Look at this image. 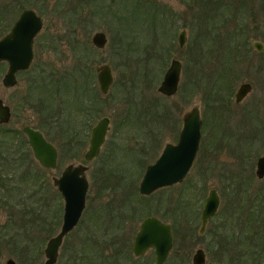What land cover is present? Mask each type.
Returning a JSON list of instances; mask_svg holds the SVG:
<instances>
[{
    "label": "rangeland",
    "instance_id": "374dc122",
    "mask_svg": "<svg viewBox=\"0 0 264 264\" xmlns=\"http://www.w3.org/2000/svg\"><path fill=\"white\" fill-rule=\"evenodd\" d=\"M222 1L229 6L217 12L213 17L215 20L206 21L205 26L196 21L200 8L195 6L194 0H32L31 6L25 7L36 11L42 18L43 27L34 39L32 65L28 71L16 75L18 84L15 88H3L1 79L7 65L2 63L0 70V99L12 112L10 123L3 128L15 132L13 135L0 132L3 147L0 152L8 154L6 157L10 159L13 156L11 149L19 147L25 159L24 165L14 173L12 168L3 172L5 176L8 174L5 178L8 180L4 182L5 189L1 190L3 195H0V264H5L8 259L14 260L15 264H45V246L59 232L63 215V199L52 179L59 177L70 163L88 167L89 188L80 221L62 242L55 264H155L153 249L137 259L128 250L141 221L150 216L171 226L177 224L176 231L184 232L183 237L187 238L183 240L180 236L178 243L173 240L164 264H192L197 249L206 253V264H223L219 259L225 254L222 255L219 247L225 239L219 242L216 238L224 232L223 227L234 233L241 229L243 239L251 233L264 239V223L263 227L262 224L261 227L255 225L252 231L246 228L251 199L254 203L251 209L255 212L251 214L258 218L257 213H261L258 220H264V179L257 180L254 174L256 159L264 154V138L252 144L247 141L251 136L249 131L254 129L255 113L264 119V49L257 52L251 46L252 41L264 46V0ZM1 2L4 1L0 0L3 15L6 3ZM240 3L254 9L252 21L245 16L247 11L245 14L227 11ZM9 8L14 9L7 14L10 28L22 10L17 11L13 5ZM3 28L0 26V37L6 33ZM204 29L210 38H207L205 48L197 51L198 31L202 33ZM182 30L186 31V45L180 48L177 36ZM96 32L106 35L107 43L102 49L90 43ZM221 36H230L231 46L238 44V56L245 52L242 63L238 65V59L237 63L228 62L217 55L223 44L220 46L214 41ZM211 49L216 55L210 56ZM81 50L87 52L89 85L100 111L91 108L87 115L79 117L72 129L74 132L64 131L65 135H75L80 140L70 147L62 145L57 136L63 134L58 133L54 125L46 124L54 141L37 129L58 152L57 167L45 170L33 158L25 136L19 135L23 125L35 128L38 124L48 123L29 107L26 97L43 65L71 69L76 53ZM195 53V56H203L197 64L193 62ZM173 58L179 60L183 68L179 92L173 97H164L157 88ZM101 64H108L113 75V83L105 96L99 93L96 81L95 70ZM219 68L241 69L235 73L237 78L232 81L226 111L221 114L208 107L204 95L193 84L195 73L205 74ZM242 82L250 83L252 92L241 104H235L233 95ZM194 107L198 108L202 122L201 137L184 180L148 197L140 195L139 183L146 164L155 160L166 143H176L182 118ZM67 108L72 113L76 111L75 104L71 103ZM157 111L159 114L164 111L165 117L160 115L158 118ZM244 114L250 119L244 120ZM102 117H108L110 123L100 155L91 163H85L83 155L91 129ZM246 145L253 149L246 150ZM143 148L148 150V156L141 155V160L138 157L136 161L135 157ZM240 156L244 159L239 160ZM26 172L30 174L25 175ZM104 175L106 177L102 179ZM211 189L217 191L220 205L215 217L208 221L203 237L199 233L200 214ZM127 194L130 204L127 221L121 223L106 215L107 205L111 207L120 203L119 199L126 200ZM95 212L103 214L96 216ZM254 254L249 253L239 264H264V259ZM224 263L231 264L230 261Z\"/></svg>",
    "mask_w": 264,
    "mask_h": 264
},
{
    "label": "water",
    "instance_id": "95a60500",
    "mask_svg": "<svg viewBox=\"0 0 264 264\" xmlns=\"http://www.w3.org/2000/svg\"><path fill=\"white\" fill-rule=\"evenodd\" d=\"M43 21L32 9H24L13 23L10 31L0 38V62H7L8 68L2 78V85L6 89L17 86L16 74L27 71L33 60V41L40 33ZM186 32L178 35V44L183 47L186 43ZM90 43L97 49H102L107 43L103 32H96L91 36ZM255 50H262L260 42L252 43ZM97 83L100 93L105 96L113 83L111 68L108 64H101L96 68ZM181 77V63L173 59L167 68L157 91L161 95L170 97L177 93ZM251 91L248 83L239 84L234 99L239 103ZM11 110L0 99V125L9 123ZM109 118L103 117L91 132L89 146L84 154V161L95 159L105 141L109 129ZM201 120L198 108H191L182 118V128L175 145L167 144L154 164L148 166L139 183V194L149 196L158 189L181 183L190 170L195 159L200 141ZM27 137L28 145L34 159L44 169L54 170L57 167L58 153L56 148L48 142L44 135L28 125L22 127ZM88 167L82 164H69L59 177L52 179L53 186L63 199L62 225L59 232L50 238L45 246V264H55L59 249L66 235L76 227L83 210L88 191L86 172ZM256 176L264 177V156L258 159ZM219 196L215 189L208 192L201 212V228L203 234L206 223L213 217L219 207ZM173 246L171 226L154 216L145 218L139 225L132 243L134 257L143 256L148 250L155 252V264H164ZM5 264H15L8 259ZM192 264H206V254L197 249L192 256Z\"/></svg>",
    "mask_w": 264,
    "mask_h": 264
},
{
    "label": "trees",
    "instance_id": "16d2710c",
    "mask_svg": "<svg viewBox=\"0 0 264 264\" xmlns=\"http://www.w3.org/2000/svg\"><path fill=\"white\" fill-rule=\"evenodd\" d=\"M6 3V6L3 7V15L2 12H0V26H4L2 31H7L9 28L8 24V12L14 11L13 8H9L11 5L13 7L17 8V11H21L25 9L26 6H31L32 0H2ZM195 6H199L200 10L198 12V15L196 16V21L202 22V25L205 26L206 21L208 20H215L213 17L219 12L221 9H226L225 6H229L228 4L224 3L221 0H194ZM9 4V7H8ZM2 9V8H1ZM193 9V7H192ZM234 10L237 12L240 11V6L234 7V8H227V11ZM13 13V12H12ZM235 13V14H236ZM209 15V16H208ZM235 21L237 19H234ZM237 22V21H236ZM232 24L235 22H231ZM230 37V36H229ZM229 37H218L214 43L217 45L219 44L221 47V53H217L219 57L224 59H228L232 61V63L236 62L238 59V44L235 43L233 46H231V42L228 40ZM207 38H210L208 36V31L204 29L202 33H199L198 31V40L196 49L197 51H201L205 48V43H207ZM75 49H78L77 45H74ZM213 49V48H212ZM209 50L210 56L213 54L216 55L215 50ZM76 53V52H75ZM213 53V54H212ZM76 60L74 61V64L71 69L65 68L61 66L60 68H56L55 65L48 64L43 65L41 69L39 70V73L36 75L34 81H32V84L30 85L29 93L26 97V102L29 105L30 108H32L35 113L41 114L44 117L43 122H48L44 124H38L35 129H40L45 136L49 139L54 141L55 138H53L50 135V132L48 129H46V124L48 125H54L56 131L62 132V137L57 136L60 141L63 142L64 147H70L73 143H80V140L76 139L75 135H65L64 131L70 130L74 132V129L77 121L79 120V117L82 118L83 116L87 115L88 112L91 110V108L97 109V103L94 98V94H92L90 85H89V69L87 68L88 65V56L87 52L80 51L76 53ZM194 54V61L195 64H197L198 60L203 56H195ZM209 58V57H208ZM237 63V62H236ZM1 70V65H0ZM238 71L236 68L231 69H225V68H219L214 69L213 72H207L205 74H194V80L193 84L196 87V89H200L202 94L204 95V100L208 107H212L216 110H213L214 112L221 114L226 109V102L228 101L229 97L231 96V89H232V81H234L237 78ZM184 72L187 73V69H184ZM183 89V88H182ZM179 92V91H178ZM72 104H75L76 111L74 113L70 112L68 110V106ZM100 111V110H98ZM162 115L165 117L164 111H162L161 114L157 111V116ZM162 116L160 118H162ZM2 130V131H1ZM0 131L3 133H9L8 130H4L3 127L0 128ZM55 131V132H56ZM59 133V132H58ZM65 141V143H64ZM64 150V149H63ZM142 150V151H141ZM148 150L140 149L137 156L141 157L143 156ZM132 156H136L135 154H131ZM134 163H137L133 161ZM106 175L103 176L102 179H104ZM109 181V180H108ZM107 183V180H103V183ZM130 183V182H129ZM132 187V186H131ZM133 195V194H132ZM130 197H133V196ZM127 196L126 200L119 199L120 203H117L116 205H112L110 207V204L107 205V208L105 211L106 215L110 216L111 219H117V221L123 223L127 221V215H129L128 206L130 205L127 203ZM139 199H144V197H140L136 195ZM125 198V197H123ZM261 201H263L261 199ZM119 207V208H116ZM238 207V206H237ZM249 207L248 215H247V221H246V228L253 230V227L255 225H261L264 223L263 221H259V217L261 213L258 214V218L253 217L251 213H255L254 209H251V207H254L253 200H249ZM240 208V207H239ZM243 208V207H242ZM238 211V209H237ZM256 212H258L256 210ZM103 214L102 212H95V215ZM95 216V217H96ZM238 219V218H236ZM177 224H172V234H173V240L174 243H178L180 241V236L183 237L184 232L176 231L178 228L176 226ZM261 227V226H260ZM263 227V224H262ZM43 231L45 229H42ZM224 232L221 236H217L216 238L219 239V242L221 240H224L223 246L219 247V251L222 252V255H224L223 258H220L219 260H223L224 262H229L231 264H239L243 263L242 259H245L247 255L254 254L253 252H256L255 254H259L261 258L264 259V243L262 241L264 240L263 237H259L254 235L253 233L250 234V236H247L249 234L245 235V238H241L240 234L242 233L239 229L238 232L234 233L231 230H228L223 227ZM227 231H231L230 234L226 233ZM257 233H260L257 231ZM188 236H192L188 234ZM232 236V237H231ZM204 237V236H203ZM187 240V238L183 237V240ZM215 239V238H214ZM227 239H231L229 242ZM218 241L216 242V244ZM247 243V244H246ZM246 244L244 247L243 245ZM243 246V247H242ZM129 250V248H128ZM212 250V249H211ZM130 252V250H129ZM208 252H210V248H208ZM22 251L19 252L21 254ZM211 253V252H210ZM254 254V255H255Z\"/></svg>",
    "mask_w": 264,
    "mask_h": 264
},
{
    "label": "flooded vegetation",
    "instance_id": "af4514ba",
    "mask_svg": "<svg viewBox=\"0 0 264 264\" xmlns=\"http://www.w3.org/2000/svg\"><path fill=\"white\" fill-rule=\"evenodd\" d=\"M240 12H242V13H246L245 11H247L248 13H246V15L245 16H248L249 18H250V21H252L253 20V18H252V16L254 15L253 14V11H254V9L252 8V7H250V6H248L246 3H240ZM11 27H12V25H11ZM11 27L9 28V30L8 31H6V33L4 34V35H6L9 31H10V29H11ZM185 31V30H184ZM181 32V31H180ZM179 32V33H180ZM186 32V31H185ZM3 35V36H4ZM179 35V34H178ZM2 36V37H3ZM2 37H0V38H2ZM186 38V37H185ZM254 41H252L251 42V46L253 47V45H252V43H253ZM256 42H258V41H256ZM177 43H178V36H177ZM262 44V43H261ZM186 45V44H185ZM184 45V46H185ZM178 46H179V44H178ZM183 46V47H184ZM262 46H263V44H262ZM33 47H34V41H33ZM180 47V46H179ZM180 48H182V47H180ZM253 49H254V47H253ZM263 49H264V46H263V48H262V50H260V51H258V50H255V51H257V52H262L263 51ZM244 54H245V52H240V56H238V65L240 64V63H242L243 61H244V58H245V56H244ZM33 58H34V49H33ZM174 59V58H173ZM173 59H171L170 60V62L173 60ZM175 60H177V59H175ZM179 61V60H178ZM32 62H33V60H32ZM180 62V61H179ZM2 63H5L6 65H7V68H8V63L7 62H0V65H1V68H2ZM169 65H170V63H169ZM31 67V66H30ZM30 69V68H29ZM181 69H183L182 67H181ZM243 69H245V68H243ZM249 69V68H248ZM7 70V69H6ZM238 70H241L240 68H238ZM28 71V70H27ZM6 72V71H5ZM22 72H26V71H22ZM95 72H96V70H95ZM1 73V72H0ZM18 73H21V72H18ZM17 73V74H18ZM5 74V73H4ZM4 74H3V76H4ZM16 74V75H17ZM3 76H2V78H3ZM164 76V75H163ZM16 79H17V76H16ZM1 81H2V79H1ZM96 81H97V76H96ZM18 82V81H17ZM242 83H248V82H242ZM18 84V83H17ZM250 86H251V91L243 98V100L241 101V102H239V103H236L235 102V99H234V103L235 104H241L243 101H244V99L252 92V85L250 84V83H248ZM1 85H2V83H1ZM3 86V85H2ZM97 86H98V83H97ZM4 88V87H3ZM15 88V87H14ZM5 89V88H4ZM11 89H13V88H11ZM98 90H99V88H98ZM99 93H100V91H99ZM101 94V93H100ZM160 94V93H159ZM235 94V93H234ZM102 95V94H101ZM176 95V94H175ZM162 96H164V95H162ZM174 96V95H173ZM173 96H170V97H173ZM234 96V95H233ZM164 97H167V96H164ZM234 98V97H233ZM3 101V100H2ZM4 103V102H3ZM6 105V104H5ZM8 106V105H7ZM10 108V107H9ZM11 110V109H10ZM98 111L99 110V107H97V109H94V111ZM225 111H226V109H225ZM249 113V112H248ZM255 113V112H254ZM245 115L246 114H244L243 115V119L244 120H247V119H250V117H245ZM254 115V114H253ZM103 118V117H102ZM11 119H12V112H11V118H10V121H11ZM100 120V119H99ZM98 120V121H99ZM10 121H9V123H10ZM110 121V120H109ZM242 122H246V121H243L242 120ZM9 123H7V125L9 124ZM98 123V122H97ZM96 123V124H97ZM6 124H4V125H0V128L1 127H4ZM23 126H25V125H23ZM22 126V127H23ZM29 126V125H28ZM22 127H21V132H19V135H21V133H22V135L23 136H25L24 134H23V132H22ZM32 128V127H31ZM94 128V127H93ZM92 128V129H93ZM92 129H91V132H92ZM2 131V130H1ZM0 131V132H1ZM243 132L245 133V132H247L248 133V131H244L243 130ZM250 132V137H248V139H247V141H249L251 144L253 143V142H255L256 140H258V139H263L264 138V119H260V117H259V115H257V113H255V116H254V129H253V131H249ZM12 133V135L15 133L13 130L12 131H10L7 135H10ZM179 134H180V132H179ZM179 134H178V136H177V140H176V143H177V141H178V138H179ZM90 136H91V133H90ZM242 136H244L243 134H242ZM201 137V136H200ZM247 137V136H246ZM25 138H26V140H27V137L25 136ZM90 140V139H89ZM176 143H174V144H171V143H166L164 146H163V149L161 150V153L158 155V156H156L155 157V160L152 162V163H150V164H146V167H145V170H144V173H145V171H146V168L148 167V166H150V165H152V164H154L155 163V161L160 157V155L162 154V152H163V150H164V148H165V146L167 145V144H171V145H175ZM199 143H200V141H199ZM27 145H28V140H27ZM88 146H89V141H88ZM28 147H29V145H28ZM199 148V147H198ZM247 148V145H246V147H245V149ZM249 148L250 147H248L246 150H249ZM2 149H3V147L0 145V151H2ZM29 149H30V147H29ZM87 149H88V147H87ZM251 149H253V148H250V150ZM12 150V158H10L12 161H10V159H8L6 156H8V154L6 155L5 153H2V152H0V169H2V171H0V195L2 194L1 193V190L3 191L4 189H5V186H4V182H6L7 180H5V178H7V176H8V174L5 176L4 175V173L3 172H6V171H10L11 170V168H12V170H13V173H14V170L15 169H18V168H20V167H22L23 165H24V163H25V159H23L22 158V155H21V153H20V148L19 147H14L13 149H11ZM31 150V149H30ZM241 150H243V149H241ZM87 151V150H86ZM85 151V152H86ZM142 151V150H141ZM85 152H84V154H85ZM31 153H32V151H31ZM99 155H100V153H99ZM98 155V156H99ZM145 155H147L148 156V152L147 153H145L143 156L145 157ZM240 155H241V153H240ZM33 156V155H32ZM97 156V157H98ZM146 156V157H147ZM262 156H264V154H262L261 156H259L257 159H256V162H255V170H254V174H255V177L257 178V180H263L264 179V177L263 178H258L257 176H256V165H257V161H258V159L259 158H261ZM3 157V158H2ZM96 157V158H97ZM138 157L139 156H136L135 158H136V161L138 160ZM34 158V157H33ZM95 158V159H96ZM244 158L242 157L241 158V156H240V158H239V160H243ZM140 160H141V157H140ZM83 161H84V155H83ZM92 161H94V159L92 160ZM92 161H89V162H85V163H91ZM142 161L144 162V158L142 157ZM23 163V164H22ZM70 164H74V163H70ZM79 164H82V163H79ZM69 165V164H68ZM82 165H84V164H82ZM86 166V165H85ZM66 167V166H65ZM4 169V170H3ZM44 169V168H43ZM45 170H48V169H45ZM29 172H30V170H29ZM29 172H26L25 173V175H27ZM87 173V172H86ZM30 174V173H29ZM4 175V176H3ZM143 176H144V174H143ZM143 176H142V178H143ZM142 178H141V180H142ZM170 187V186H169ZM89 188V187H88ZM167 188V187H166ZM161 189H164V188H161ZM161 189H158V190H161ZM158 190H156V191H158ZM155 191V192H156ZM155 192H153L152 194H154ZM217 192V191H216ZM152 194H150V195H152ZM218 194V193H217ZM3 195V194H2ZM149 195V196H150ZM1 197V196H0ZM148 197V196H147ZM219 200H220V198H219ZM0 202H1V198H0ZM86 202V201H85ZM0 205H1V203H0ZM219 205H220V202H219ZM219 208V207H218ZM203 209V208H202ZM84 211V210H83ZM202 212V211H201ZM217 212H218V210H217ZM217 212H216V214H217ZM83 213V212H82ZM215 214V215H216ZM215 215L213 216V217H211L209 220H211L212 218H214L215 217ZM63 216V215H62ZM81 216H82V214H81ZM155 217V216H154ZM81 218V217H80ZM208 220V221H209ZM79 221H80V219H79ZM79 221H78V223H79ZM142 222V221H141ZM77 223V224H78ZM208 223V222H207ZM207 223H206V226H207ZM206 226H205V229H206ZM200 228H201V214H200ZM74 229V228H73ZM205 229H204V232H205ZM199 231H200V229H199ZM71 232V231H70ZM69 232V233H70ZM204 232H203V234H204ZM68 233V234H69ZM67 234V235H68ZM203 234H200V235H202V236H204ZM67 235H66V237H67ZM65 237V238H66ZM172 237H173V234H172ZM65 238H64V240H65ZM64 240H63V242H64ZM134 240V239H133ZM130 250V252L132 253V245H131V249H129ZM203 250V249H202ZM204 251V250H203ZM146 254V253H145ZM144 254V255H145ZM154 254H155V252H154ZM206 254V253H205ZM132 255H133V253H132ZM143 255V256H144ZM143 256H141V257H143ZM133 257H134V255H133ZM141 257H137V258H141ZM134 258H136V257H134ZM136 258V259H137ZM155 263V262H154Z\"/></svg>",
    "mask_w": 264,
    "mask_h": 264
}]
</instances>
